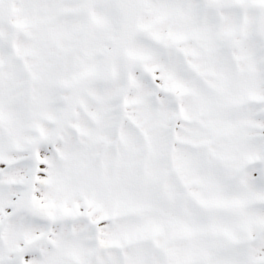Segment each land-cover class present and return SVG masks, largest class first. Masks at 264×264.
Here are the masks:
<instances>
[{"label": "snow or ice", "instance_id": "snow-or-ice-1", "mask_svg": "<svg viewBox=\"0 0 264 264\" xmlns=\"http://www.w3.org/2000/svg\"><path fill=\"white\" fill-rule=\"evenodd\" d=\"M0 264H264V0H0Z\"/></svg>", "mask_w": 264, "mask_h": 264}]
</instances>
